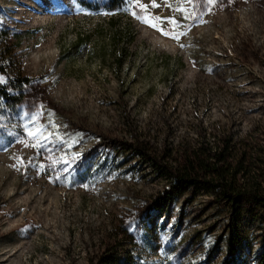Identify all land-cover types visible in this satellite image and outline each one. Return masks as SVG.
Here are the masks:
<instances>
[{"label":"rangeland","instance_id":"obj_1","mask_svg":"<svg viewBox=\"0 0 264 264\" xmlns=\"http://www.w3.org/2000/svg\"><path fill=\"white\" fill-rule=\"evenodd\" d=\"M140 2L186 35L177 42L131 11L111 26L107 0H0V84L22 98L0 108V264H257L262 255L261 214L240 222L231 257L227 217L210 198L152 210L164 186L127 148L128 124L158 144L212 126L262 152L264 0Z\"/></svg>","mask_w":264,"mask_h":264},{"label":"trees","instance_id":"obj_2","mask_svg":"<svg viewBox=\"0 0 264 264\" xmlns=\"http://www.w3.org/2000/svg\"><path fill=\"white\" fill-rule=\"evenodd\" d=\"M105 9L108 23L113 26L118 14L129 11L128 0H107ZM29 81L17 77L11 82L22 86ZM21 100V96L11 94L8 87L0 84V108ZM128 127L131 142L127 150L164 186L151 209L161 211L182 196L188 203L201 195L210 198L211 207L222 210L227 217L226 250L229 256H235L241 241L240 222L251 212L264 219V148L262 152L255 151L259 148L251 145L250 138L237 139L223 127L199 126L193 132L194 138L183 136L175 144L167 136L158 144L131 124ZM257 264H264V248Z\"/></svg>","mask_w":264,"mask_h":264},{"label":"snow or ice","instance_id":"obj_3","mask_svg":"<svg viewBox=\"0 0 264 264\" xmlns=\"http://www.w3.org/2000/svg\"><path fill=\"white\" fill-rule=\"evenodd\" d=\"M189 2H191V0H189ZM152 6L156 7L157 5L155 4V0H151ZM207 3L209 5H214L217 3V0H207ZM135 8H139L144 10V15H139L135 10ZM148 9V5L143 4L140 2V0H128V9L129 11H131V14L133 16H135L137 19L142 20L144 23L148 24L150 27H152L153 29L159 31L162 35L169 37L177 42L180 41V38L184 35H186L185 31H181V24L180 22L174 18V17H165V18H161V17H155V16H151V14L147 11ZM178 11H180L181 13H185L186 10L183 7H179ZM195 14L194 13H187L185 15V19H189L192 18ZM167 21V27H162V24H164V22ZM181 48L185 47V45L183 43H180L179 45ZM3 80L2 78H0V83H2ZM30 136L35 135L32 132H29ZM33 147L37 146V145H31ZM85 187H87V185H85Z\"/></svg>","mask_w":264,"mask_h":264}]
</instances>
